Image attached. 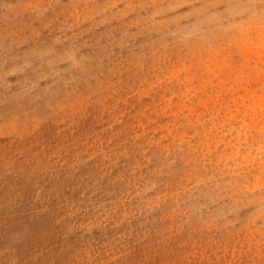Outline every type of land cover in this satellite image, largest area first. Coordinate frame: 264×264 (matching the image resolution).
Returning a JSON list of instances; mask_svg holds the SVG:
<instances>
[{
  "label": "rangeland",
  "instance_id": "obj_1",
  "mask_svg": "<svg viewBox=\"0 0 264 264\" xmlns=\"http://www.w3.org/2000/svg\"><path fill=\"white\" fill-rule=\"evenodd\" d=\"M0 264H264V0H0Z\"/></svg>",
  "mask_w": 264,
  "mask_h": 264
}]
</instances>
